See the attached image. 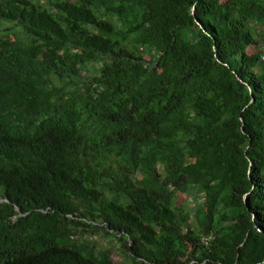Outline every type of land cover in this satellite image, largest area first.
Listing matches in <instances>:
<instances>
[{
	"label": "trees",
	"instance_id": "trees-1",
	"mask_svg": "<svg viewBox=\"0 0 264 264\" xmlns=\"http://www.w3.org/2000/svg\"><path fill=\"white\" fill-rule=\"evenodd\" d=\"M0 264H264V0H0Z\"/></svg>",
	"mask_w": 264,
	"mask_h": 264
},
{
	"label": "rangeland",
	"instance_id": "rangeland-1",
	"mask_svg": "<svg viewBox=\"0 0 264 264\" xmlns=\"http://www.w3.org/2000/svg\"><path fill=\"white\" fill-rule=\"evenodd\" d=\"M251 52H253V49L251 50ZM193 195H194L193 197H195V196L199 197L198 193H194ZM186 198H187L186 196H183L178 202H180L182 200H186ZM192 199L189 202V205H188L189 208H194L195 207L196 203ZM92 240L95 242L96 245H99V246H102V247H109V243H111L109 241L99 240L98 238H94ZM114 260H116L118 262H120L122 260L121 256L117 252H114Z\"/></svg>",
	"mask_w": 264,
	"mask_h": 264
}]
</instances>
